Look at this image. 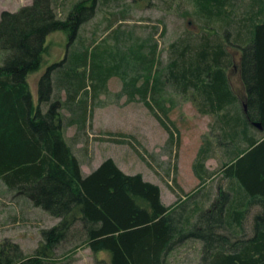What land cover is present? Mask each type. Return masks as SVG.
<instances>
[{
  "label": "trees",
  "instance_id": "trees-1",
  "mask_svg": "<svg viewBox=\"0 0 264 264\" xmlns=\"http://www.w3.org/2000/svg\"><path fill=\"white\" fill-rule=\"evenodd\" d=\"M172 10L181 17L170 22ZM57 29L67 33L69 47L40 75L34 100L27 76L39 69L46 37ZM230 47L240 52L241 96L229 81ZM114 78L119 87L112 90ZM122 98L140 103L167 130L168 152L178 141L172 109L188 100L209 118L192 162L195 189L165 203L157 183L125 172L111 156L83 170L90 116ZM67 125L76 127L72 138ZM211 157L215 169L206 166ZM217 173L229 179L220 199L230 197L224 220L234 231L243 199L264 200V0H31L1 11L0 189L57 220L40 229L30 253L2 240L0 264H55L67 236L69 252L106 251L95 264H163L177 221L188 227L180 240H206L207 264H264V212L255 235L229 250L215 246L229 238L215 233L209 217L193 230L208 196L204 182Z\"/></svg>",
  "mask_w": 264,
  "mask_h": 264
},
{
  "label": "rangeland",
  "instance_id": "rangeland-1",
  "mask_svg": "<svg viewBox=\"0 0 264 264\" xmlns=\"http://www.w3.org/2000/svg\"><path fill=\"white\" fill-rule=\"evenodd\" d=\"M30 2L31 0H0V13L3 10H16ZM149 12L157 15L158 10L144 11V13ZM167 15L170 22L176 17H181L180 14L175 15L173 10L168 11ZM136 16H130L131 18L125 22L136 20ZM188 19L191 18L185 16L184 20ZM139 20L142 23L151 21L140 18ZM188 28L193 31L201 30V27L194 24H189ZM68 47V35L65 31L57 29L47 35L46 50L41 65L38 70L27 76L34 100L37 99V82L40 75L47 66L60 62L65 57ZM229 50L234 58V65L228 70L229 81L235 92L241 96L244 95V89L238 72L240 52L231 47ZM109 85L115 90L119 83L114 78ZM170 118L173 121L172 130L178 134V141L176 147L168 152L163 150L168 137L167 130L140 103L125 104L122 98L117 103L97 107L87 124L88 156L83 162L84 170L90 171L89 169L97 165L101 159L111 156L125 172H141L145 179L157 183L165 203L175 201L177 193L181 190L192 191L199 183L192 170V162L201 142V134L207 129L209 118L196 114L188 100L172 109ZM65 128L67 137L72 138L76 133L75 125H67ZM80 144L83 143H76L77 146H81ZM206 165L210 169L217 168V158H210L206 161ZM227 186L228 180L221 173L207 179L203 187L209 199L207 196L208 202L202 206L204 213L201 211L191 221L193 230H199L211 221L217 235H225L229 238L228 241L214 242L216 247L219 244V247L222 246L225 250H229V244L236 242L237 239H248L255 235L259 226L257 215L264 212L262 197L243 199L239 223L235 225L234 231L231 230L232 228L227 226L224 220L230 197L220 199L221 191ZM2 190L0 189V242L5 238L16 241L25 253H30L38 245L40 229L53 224L57 218L40 207L30 204L21 206L20 200H15L8 193H2ZM187 228L180 221L174 223L168 248L164 251L163 264H207L205 239L197 234L179 239L180 234L188 231ZM72 244L67 236V239L56 247L57 263L55 264H95L96 258H108L106 251L94 253L86 246H80L69 252Z\"/></svg>",
  "mask_w": 264,
  "mask_h": 264
},
{
  "label": "crops",
  "instance_id": "crops-1",
  "mask_svg": "<svg viewBox=\"0 0 264 264\" xmlns=\"http://www.w3.org/2000/svg\"><path fill=\"white\" fill-rule=\"evenodd\" d=\"M118 87H119V85H118ZM118 89V88H117ZM212 158V157H211ZM210 159V158H209ZM209 159H207V160H209ZM207 166V165H206ZM82 167H83V165H82ZM83 170H84V168H83ZM85 171V170H84ZM87 172V171H86ZM227 180H229L228 178H227ZM227 188H228V186H227ZM226 188V189H227ZM226 189H224V191H226ZM230 195V194H229ZM208 199H209V196H208ZM208 199H205V201H204V205H206L207 204V202H208Z\"/></svg>",
  "mask_w": 264,
  "mask_h": 264
},
{
  "label": "water",
  "instance_id": "water-1",
  "mask_svg": "<svg viewBox=\"0 0 264 264\" xmlns=\"http://www.w3.org/2000/svg\"><path fill=\"white\" fill-rule=\"evenodd\" d=\"M259 126V123H256Z\"/></svg>",
  "mask_w": 264,
  "mask_h": 264
}]
</instances>
